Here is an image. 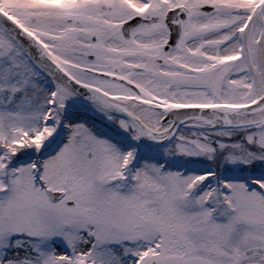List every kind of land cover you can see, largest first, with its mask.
<instances>
[{
  "label": "snow or ice",
  "instance_id": "6c2138e0",
  "mask_svg": "<svg viewBox=\"0 0 264 264\" xmlns=\"http://www.w3.org/2000/svg\"><path fill=\"white\" fill-rule=\"evenodd\" d=\"M0 264H264V0H0Z\"/></svg>",
  "mask_w": 264,
  "mask_h": 264
}]
</instances>
